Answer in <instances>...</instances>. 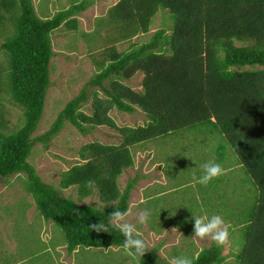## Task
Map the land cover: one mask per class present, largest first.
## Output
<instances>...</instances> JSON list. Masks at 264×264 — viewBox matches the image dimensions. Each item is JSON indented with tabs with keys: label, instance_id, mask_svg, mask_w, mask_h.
Instances as JSON below:
<instances>
[{
	"label": "trees",
	"instance_id": "16d2710c",
	"mask_svg": "<svg viewBox=\"0 0 264 264\" xmlns=\"http://www.w3.org/2000/svg\"><path fill=\"white\" fill-rule=\"evenodd\" d=\"M90 4L81 0L41 19L31 0H0V178L26 175L24 189L38 216L63 232L68 253L122 248L125 238L118 230L97 233L89 226L101 220L107 223L116 209L129 207L137 178L123 190L118 178L133 167L132 149L157 141L164 146L159 147L165 149L162 169L170 175L172 188H177L173 193L179 195L186 181L177 174L193 164L170 163L192 162L197 149L201 154L208 151L221 166L226 161L224 171L234 174L233 167L238 166L246 178L237 197L235 191L230 195L221 191L219 179L226 178L224 174L207 186L192 179L201 206L236 204L232 214L236 222L230 226L239 230V236L235 248L230 247V257L234 264H264V0H118L99 22L101 27H113L116 36L111 40L114 45L104 48L100 60L94 61L98 72L87 86L97 88L88 93L84 86L64 105L50 129L34 137L51 86L52 34L62 27L77 31L76 16ZM158 15L163 23L147 41L117 49L118 42L147 36ZM136 74L142 75L140 91L128 84ZM86 103L89 113L83 110ZM6 104L21 111L17 127L10 125ZM113 110L140 111L145 121L136 127H118L110 116ZM66 124L82 135L107 127L120 140L82 145L79 163L62 172L54 187L44 183L27 160L36 144L46 147ZM88 181L94 182L91 187ZM69 188L80 200L96 193L104 207L83 206L64 197L62 191ZM164 199L173 198L162 196V204ZM222 253V247L212 244L192 264H223ZM153 255L145 253L139 263L163 264Z\"/></svg>",
	"mask_w": 264,
	"mask_h": 264
},
{
	"label": "rangeland",
	"instance_id": "374dc122",
	"mask_svg": "<svg viewBox=\"0 0 264 264\" xmlns=\"http://www.w3.org/2000/svg\"><path fill=\"white\" fill-rule=\"evenodd\" d=\"M31 1L36 15L41 19H49L56 12L67 9L72 3L75 4L81 0ZM90 1L91 4L87 9L76 16L78 20L77 31L62 27L52 34L54 56L50 61L51 86L47 92L44 113L33 135L34 137L42 135L50 129L64 105L76 96L84 86H87L90 79L98 72L94 61L100 60L103 49L114 45L111 41L116 36L113 34V27H101L99 22L106 19L107 11L118 0ZM163 19L161 15H158L147 36L133 38L130 42L123 44L118 42L115 44L117 49L123 50L130 44L147 41L161 27ZM1 42L2 39H0V44ZM141 81L142 75L136 74L128 84L133 90L140 91ZM95 88L97 87L87 86L86 90L90 93ZM5 106L8 110L11 127H17L20 124L21 111L9 104ZM89 109L90 103H86L83 108L84 112L89 113ZM110 116L118 127H136L145 121L143 114L137 110L133 114H124L113 110ZM119 140V134L107 127H96L91 133L82 135L73 126L66 124L46 147L40 143L36 144L27 162L44 183L57 187L61 173L79 163L78 149L82 145L93 142L105 145L117 144ZM159 147L164 146L158 144L157 141L156 144L147 143L132 149L133 167L125 170L118 178L120 190H123L128 182L137 178V183L134 185L129 198V206H133V215L128 217V221L136 225L147 241L149 251L146 253H153L155 261L168 264V260L175 256L183 255L192 260L200 251L216 244L210 238L203 240L192 238L194 221H192L191 227L185 229L167 225L169 223L172 225L179 215L176 207L185 206L188 208L184 210L188 220L192 219L193 215L211 217L221 214L220 216L224 219L229 230V242L222 247V255L226 257L223 264H234V259L230 257L229 252L230 247L235 248L234 242L239 236V230L233 229L232 231L230 224L236 222V218L232 214L236 213L235 206L237 205L231 204L232 206L225 208L201 206V197L197 190L198 185L192 180L193 175L197 176L202 171L200 167L202 163H198V159H205V163L214 161L211 154L208 151L205 154L203 151L201 154L200 149H197L199 146H196L195 156L190 159L192 162L187 163L188 159L184 162L172 160L170 163L172 165L183 163L193 165L184 167V170H180L177 174L179 180L186 181L182 183L181 187L184 189L180 192L181 195L168 191L173 199L172 201L164 199L162 204V196L155 198L154 194L165 188L168 189L170 183L167 178L170 175L163 172L164 162L161 159L165 149ZM225 165L226 161H223L222 166ZM233 168L235 173L230 174L229 171H225L223 174L226 178L219 179V185L221 191L226 192L225 194L230 195L231 191H235L237 197L246 176L245 172L238 169V166ZM25 178L26 175L22 173L0 178V264H3V258H9L10 255L14 256L15 253L18 254V261L21 264H59L60 261L63 264H135L124 254L122 248L117 247L103 250L108 253L105 259L99 255L93 259L90 256V251L85 253L81 249L76 250L78 254L71 255L72 253H68L63 232L54 223L45 222L38 216L34 201L24 189ZM62 195L70 197L83 206L104 207L96 193L80 200L76 190L69 188L62 191ZM233 196L230 197L231 202L235 201ZM154 198L153 204L151 205L152 202L148 204V201ZM215 200L217 201V199ZM171 204L174 206H170ZM172 208H174V212L171 215L169 210ZM145 209L149 211L150 218L147 224L140 225L136 221L135 215ZM181 218L184 219L185 217Z\"/></svg>",
	"mask_w": 264,
	"mask_h": 264
},
{
	"label": "clouds",
	"instance_id": "9594fccd",
	"mask_svg": "<svg viewBox=\"0 0 264 264\" xmlns=\"http://www.w3.org/2000/svg\"><path fill=\"white\" fill-rule=\"evenodd\" d=\"M202 174L199 177L193 175V180L203 186H207L212 180L219 178L224 169L215 161H208L201 166ZM93 181H88V186L93 185ZM133 215V206H129L126 210L116 209L108 215V222L101 220L98 223L91 224L89 227L97 233L111 232V229L118 230L125 238L122 243V250L131 262L139 264V258L144 257L149 251L147 241L143 238L142 233L137 229L136 225L128 221V217ZM150 213L148 210H141L136 213L135 219L140 225L148 223ZM193 239L210 238L218 247H223L229 242V230L224 219L220 215L194 216ZM174 230V229H173ZM112 246L109 248L111 249ZM59 264H63L62 261ZM168 264H192V260L187 256H175L168 260Z\"/></svg>",
	"mask_w": 264,
	"mask_h": 264
},
{
	"label": "crops",
	"instance_id": "0c3cea01",
	"mask_svg": "<svg viewBox=\"0 0 264 264\" xmlns=\"http://www.w3.org/2000/svg\"><path fill=\"white\" fill-rule=\"evenodd\" d=\"M223 173H225V171L223 172ZM167 180H169L168 178H167ZM170 183V182H169ZM167 184V183H166ZM165 184V185H166ZM173 186L171 185V183L169 184V186H168V189L169 190H167L166 188L164 189V190H162V191H160V192H158V193H156V194H154L155 195V198L156 197H159V196H165V195H169L170 193L168 192V191H172V193L173 192H177V188L175 187V188H172ZM154 198V199H155ZM186 209H188L187 207H185V206H178V207H176V210H177V212L179 213V215H177V218L179 217V222H178V225L175 223V221H174V223L172 224V225H170L171 223H169V224H167L168 226H177V227H180L179 225H180V223L182 222L183 223V225H182V227L185 229V228H188V227H191L192 225H193V223H192V221H194L193 220V218L192 219H187L186 218V212L184 211V210H186ZM170 211V213H171V215L173 214V212H174V208H172L171 210H169ZM168 211V212H169ZM167 212V213H168ZM181 217H185L184 219H182ZM161 224V223H160ZM164 224H166L165 222H164ZM184 225H185V227H184ZM107 249H109V248H107ZM76 250H78V249H76ZM73 251V252H71L72 254L71 255H73V254H78V251ZM103 250H105V249H102V250H97V249H94V250H91V249H86V250H84V252L85 253H87L88 251H90L91 253V257L93 258V259H95V257H96V255H99V256H101L102 257V259H105L106 258V256H108V253H105ZM18 254L17 253H15V255L14 256H12V255H10V257L9 258H3V264H21V262L20 261H18Z\"/></svg>",
	"mask_w": 264,
	"mask_h": 264
}]
</instances>
